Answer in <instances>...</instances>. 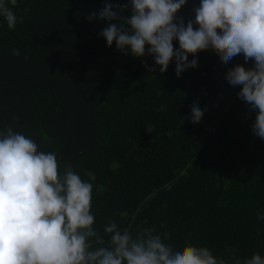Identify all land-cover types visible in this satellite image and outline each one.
Instances as JSON below:
<instances>
[{
    "label": "trees",
    "instance_id": "1",
    "mask_svg": "<svg viewBox=\"0 0 264 264\" xmlns=\"http://www.w3.org/2000/svg\"><path fill=\"white\" fill-rule=\"evenodd\" d=\"M106 3L130 0L8 3L18 21L9 29L0 17V132L31 138L38 152L56 154L59 175L71 166L93 185V228L105 246L104 228L115 222L133 235L155 228L174 251L207 247L225 264L264 258V140L251 131L258 110L225 79L254 62L238 54L224 64L209 49L179 78L174 59L161 74L151 56L107 46V22L87 19ZM199 5L187 0L177 18L194 20ZM194 102L204 112L197 124Z\"/></svg>",
    "mask_w": 264,
    "mask_h": 264
},
{
    "label": "clouds",
    "instance_id": "2",
    "mask_svg": "<svg viewBox=\"0 0 264 264\" xmlns=\"http://www.w3.org/2000/svg\"><path fill=\"white\" fill-rule=\"evenodd\" d=\"M186 2L106 3L87 19L107 22L100 35L108 47L115 42L125 55L151 56L161 74L174 59L179 78L186 69L198 66L197 53L209 49L224 64L238 54L245 62L252 60V67L229 68L225 79L241 86L238 98L250 110H258L251 131L264 140V0H200L193 9L194 20L185 24L176 14ZM8 3L15 6L17 0H0V17L14 29L18 17ZM12 52L20 55L18 49ZM189 55L194 57L191 61ZM203 115L194 102L191 123H199ZM92 191L93 185L82 181L71 166L58 174L55 153L38 152L31 138L11 127L0 132V264H225L207 247L185 245L174 251L151 227L133 235L112 222L104 228L110 236L105 246L93 228ZM257 218L264 215L258 212ZM234 264H264V258L254 253L243 262L235 259Z\"/></svg>",
    "mask_w": 264,
    "mask_h": 264
},
{
    "label": "rangeland",
    "instance_id": "3",
    "mask_svg": "<svg viewBox=\"0 0 264 264\" xmlns=\"http://www.w3.org/2000/svg\"><path fill=\"white\" fill-rule=\"evenodd\" d=\"M194 17H195V15H194ZM227 97H226V94H221L219 97H218V105L220 106V105H222V103H223V101H225V99H226Z\"/></svg>",
    "mask_w": 264,
    "mask_h": 264
}]
</instances>
